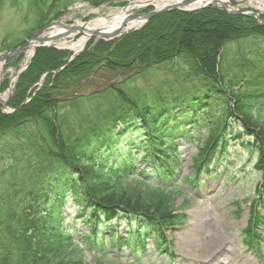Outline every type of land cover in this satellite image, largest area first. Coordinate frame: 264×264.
<instances>
[{
    "label": "trees",
    "instance_id": "obj_1",
    "mask_svg": "<svg viewBox=\"0 0 264 264\" xmlns=\"http://www.w3.org/2000/svg\"><path fill=\"white\" fill-rule=\"evenodd\" d=\"M74 1L78 0H8L18 12L25 10V16L32 13L34 25L27 34ZM80 1L96 5L107 0ZM8 38L4 49L14 47L22 37ZM64 55L37 50L18 78L9 106L16 108L41 73L63 64ZM162 63L168 70L164 76L148 86L137 83ZM96 66L105 72H136L132 79L103 92L61 98ZM197 75L212 85L205 95L192 82ZM209 92H214L217 106L223 105L217 112L213 100L203 104ZM262 105L264 27L252 17L212 8L190 14L168 12L116 43L100 42L85 50L55 76H47L44 86L18 112L0 113V162L7 165L8 175L6 184L0 185V264H66L60 259L66 256H60L65 252L59 244L72 239L59 231V223L68 197L81 209L91 205L106 217L120 216L128 225L134 222L136 234L154 232L162 237L161 229L176 221L167 205L153 201L149 194L103 191L93 182L96 171L130 175L134 160L159 169L171 166L174 145L161 143L169 123L205 125L221 135L228 128L227 117L234 114L246 126L264 124ZM260 129L254 151L257 167L264 169V127ZM94 197L95 202L87 200ZM15 202L25 207L18 208L20 229L9 232ZM87 241L102 245L104 238L96 231Z\"/></svg>",
    "mask_w": 264,
    "mask_h": 264
},
{
    "label": "rangeland",
    "instance_id": "obj_2",
    "mask_svg": "<svg viewBox=\"0 0 264 264\" xmlns=\"http://www.w3.org/2000/svg\"><path fill=\"white\" fill-rule=\"evenodd\" d=\"M130 1L132 0H128V3ZM2 4L6 5L8 2L3 1ZM251 7L258 8L259 5L255 0H247L238 5V8ZM118 9V7L114 8L109 4L93 7L86 2L75 3L64 12L63 22L75 24L77 20H80L85 23L92 17H109ZM19 16L15 6L7 5L6 8L0 9V47L6 35H12L22 29V33H24V30L31 26L32 15L29 16V19L27 17L26 22H23L22 17ZM72 39L68 38L67 41ZM26 56L24 53L23 59ZM6 72L10 78L13 70L5 71L4 75ZM160 76L161 73L157 70H152L149 73L150 79ZM106 77L108 75L97 72L91 78L95 82H99L104 78L107 79ZM100 86L89 82L87 91ZM196 152L194 145L181 146V172L183 174L190 172L191 158ZM253 164L254 157L238 149L231 154V158L224 165H220L221 167L217 165L213 169L221 175L214 182H204L200 193H196L192 197L194 205L188 211L186 223L176 228V234L175 232L168 233L169 237L172 235L175 240L174 245L179 264H263L259 257L253 256L252 247L251 249L246 247L241 241V230L245 227L248 219L249 203L254 196V185L259 177V172L253 168ZM180 187L189 190L187 185L183 184ZM175 202L176 205L181 202V197H177ZM237 205H239V211H236ZM257 209L263 212L262 207L257 206ZM262 249L264 251V241ZM155 257H157L156 252L148 248L142 255V261L146 263L148 258L154 259ZM88 258L92 264L90 257ZM108 259L109 257H107Z\"/></svg>",
    "mask_w": 264,
    "mask_h": 264
},
{
    "label": "bare ground",
    "instance_id": "obj_3",
    "mask_svg": "<svg viewBox=\"0 0 264 264\" xmlns=\"http://www.w3.org/2000/svg\"><path fill=\"white\" fill-rule=\"evenodd\" d=\"M176 0H161V1H154V5L156 7H160L164 4L167 3H172L175 2ZM209 1L212 0H199L198 1V5L207 3ZM217 2V4H225L226 2H228V0H214ZM237 1V0H235ZM258 5L262 8V10L264 11V0H255ZM133 4H130V6H132ZM136 5V3L134 4ZM129 6V7H130ZM130 8H125V9H120L118 10V13L115 14H110L109 17H104V18H97V19H93L92 21L88 22V23H82L80 20H77L76 25L77 26H83L84 29L83 30H79V29H74L72 31L68 32V35L58 43V45H62V46H68L70 49L73 50H77L78 48L82 47L84 45V43L88 40V38L90 37V31L89 30H93V29H99V27H101V29H106L107 31L111 32L114 29L118 28L121 20L125 17L126 11H128ZM120 11V12H119ZM142 22V19L138 18L133 19L131 21H129L127 23V29L129 28H134V27H138ZM98 25V26H97ZM53 27V26H52ZM64 28L54 25V27L50 30V32H48L47 34H44L45 36H51L54 35L56 33L59 32H64ZM77 34H80L78 38L75 39V37L77 36ZM68 38H73V40L67 41ZM75 39V40H74ZM34 44H30L27 48H26V53L27 55H29L31 53V51L33 50ZM0 78H1V64H0ZM1 81V79H0ZM6 98V92L0 93V103L3 102Z\"/></svg>",
    "mask_w": 264,
    "mask_h": 264
},
{
    "label": "water",
    "instance_id": "obj_4",
    "mask_svg": "<svg viewBox=\"0 0 264 264\" xmlns=\"http://www.w3.org/2000/svg\"><path fill=\"white\" fill-rule=\"evenodd\" d=\"M190 1H192V0H185L184 3L187 4V3H189ZM175 8H176V7H174L173 9H175ZM152 15H153V14L150 13V14H147L146 17H150V16H152ZM21 48H22V47H20L18 50H15V51L11 52L12 55H13V54H17ZM9 55H10V53H9V54H8V53L2 54V55H0V59L7 58Z\"/></svg>",
    "mask_w": 264,
    "mask_h": 264
}]
</instances>
